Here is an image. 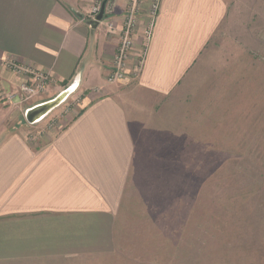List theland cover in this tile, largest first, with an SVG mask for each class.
I'll return each instance as SVG.
<instances>
[{"label": "crops", "instance_id": "1", "mask_svg": "<svg viewBox=\"0 0 264 264\" xmlns=\"http://www.w3.org/2000/svg\"><path fill=\"white\" fill-rule=\"evenodd\" d=\"M92 2L0 0V96L26 79L7 62L50 78L47 93L28 109L75 85L65 101L72 116L45 145L13 131L11 109L0 102V264H105L117 249L118 224L135 185L150 186L151 209L167 206V171L158 177L153 166L209 165L215 154L205 113L183 117L175 110L174 118L173 102L195 84L196 68L224 25L227 1L144 0L128 75L114 84L107 80L129 0H113V32L108 19L91 26ZM195 97L193 91L190 100ZM138 165L153 166L140 172Z\"/></svg>", "mask_w": 264, "mask_h": 264}, {"label": "rangeland", "instance_id": "2", "mask_svg": "<svg viewBox=\"0 0 264 264\" xmlns=\"http://www.w3.org/2000/svg\"><path fill=\"white\" fill-rule=\"evenodd\" d=\"M226 1L224 25L196 68L195 84L173 102L174 118L175 110L183 117L205 113L215 154L209 165H138L140 172L153 166L158 177L165 167L170 198L162 210L153 204L157 212L145 195L150 186L135 185L105 264H264V0ZM192 90L197 98L190 100ZM39 97L12 106L0 97L11 109V129L27 131L33 145L51 142L72 116L67 101L29 125L24 112Z\"/></svg>", "mask_w": 264, "mask_h": 264}, {"label": "built area", "instance_id": "3", "mask_svg": "<svg viewBox=\"0 0 264 264\" xmlns=\"http://www.w3.org/2000/svg\"><path fill=\"white\" fill-rule=\"evenodd\" d=\"M143 1L144 0H129L128 10L123 17L122 25L120 28L119 45L114 56L112 71L107 80L110 84L123 81L128 75V62L130 60L134 45L133 38L136 28L138 26V14L140 12V7ZM104 2V13L107 17L106 20L108 19V17H111L113 15V0H93L92 6L87 16L88 20H95V18L99 15ZM156 9L157 1H155V3L153 4V13H155ZM106 27L111 32L115 30L114 23L111 22V20L109 19L106 21ZM151 35L152 26L150 25L147 29H145L143 37L145 40H149L151 38ZM141 65L142 60L141 62L139 61L136 65H134L135 67L132 72V75L134 77H136L140 72ZM5 66L9 71L17 75L26 77V82L19 85L17 90L13 92H6L0 96L2 102L5 105L12 106L18 101H27L30 97L40 96L46 92L47 87L50 83V78L48 75L43 73L32 72L26 67H23L13 62H7ZM24 97L25 99L21 101V99Z\"/></svg>", "mask_w": 264, "mask_h": 264}, {"label": "water", "instance_id": "4", "mask_svg": "<svg viewBox=\"0 0 264 264\" xmlns=\"http://www.w3.org/2000/svg\"><path fill=\"white\" fill-rule=\"evenodd\" d=\"M105 2L101 7L99 15L94 21H91V26L95 29L100 23L106 20V15L104 13ZM75 90V85L73 84L57 96L54 100L35 105L24 112V118L29 125H35L42 120H44L53 110L65 103V101L73 94Z\"/></svg>", "mask_w": 264, "mask_h": 264}, {"label": "trees", "instance_id": "5", "mask_svg": "<svg viewBox=\"0 0 264 264\" xmlns=\"http://www.w3.org/2000/svg\"><path fill=\"white\" fill-rule=\"evenodd\" d=\"M218 184H219V182L216 183V185H218ZM218 186H219V185H218Z\"/></svg>", "mask_w": 264, "mask_h": 264}]
</instances>
